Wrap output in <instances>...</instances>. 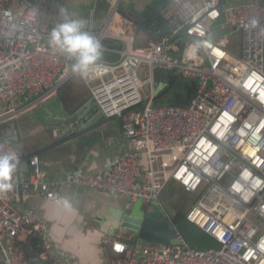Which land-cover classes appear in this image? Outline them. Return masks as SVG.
I'll return each instance as SVG.
<instances>
[{"label":"built area","instance_id":"built-area-1","mask_svg":"<svg viewBox=\"0 0 264 264\" xmlns=\"http://www.w3.org/2000/svg\"><path fill=\"white\" fill-rule=\"evenodd\" d=\"M101 1L105 14L88 30L102 40L104 55L114 58L103 57L105 70L81 80L102 114L120 119L130 150L119 153L111 167L75 181L113 197L159 206L164 189L176 196L194 194L185 218L220 243L199 250L180 236L179 243L168 245L113 239L103 263L264 264V3L170 0L161 11L168 32L136 47L135 26L123 13L127 0ZM55 2L0 0V124L48 101L74 77L68 71L71 61L47 43L53 23L61 20L59 14L48 16L64 0ZM216 25L239 31L238 54L225 49L224 38L212 40ZM197 40L204 47L189 58L185 50ZM157 70L193 80L188 104H154ZM9 149L29 162V170L16 171L13 189L0 194V246L6 263L29 264L21 244L28 232L37 237L38 258L68 264L48 241L42 218L13 207L26 192L58 201L65 182L44 177L36 155L1 139L0 151ZM67 177L74 180L72 174Z\"/></svg>","mask_w":264,"mask_h":264},{"label":"crops","instance_id":"crops-1","mask_svg":"<svg viewBox=\"0 0 264 264\" xmlns=\"http://www.w3.org/2000/svg\"><path fill=\"white\" fill-rule=\"evenodd\" d=\"M60 1L56 0L55 5ZM76 1H85V4L79 6ZM168 1L170 0L126 1L125 10L135 26V44L149 36L143 33H147L142 28L143 22L155 10L163 8ZM253 1L264 3V0ZM62 7L71 14L87 19L88 28L97 26L105 14V5L101 0H64ZM57 9L50 11L48 16H58ZM57 22L59 21L53 24ZM211 38L218 40L214 35ZM220 38L226 40L224 47L228 52L239 53L238 30L231 27L224 37L219 34ZM155 40L156 37L151 35V40L148 41ZM143 70L144 67L142 72ZM74 98L77 101L79 99L78 106L71 103ZM90 98L91 93L87 86L74 76L58 88L57 93L48 101L19 116L7 126L0 127V140L7 137L22 146L29 156L36 155L41 166L43 165L44 177L65 182L58 201H49L41 195L26 192L13 201V207L18 212L37 214L42 218L47 225L48 241L68 264H104L103 257L109 245L107 242L113 239L126 242L127 236L119 227V218L122 213L129 212L134 203L122 196L113 197L99 189L81 186L75 181L111 167L119 153L130 150L129 143L121 134L120 119L106 118ZM186 99L187 97L184 100ZM58 117L63 118L57 119ZM45 119L50 122L44 123ZM52 122L57 129L43 132V126ZM78 131L83 135L74 140V133ZM51 146L56 148L42 161V155ZM58 164L63 167L61 170H56ZM20 166L17 172H28L29 162L27 167L23 162ZM67 173L72 174L74 180L69 181ZM32 236L28 232L22 234L21 244L28 243L37 252L31 246ZM0 264H7L2 246Z\"/></svg>","mask_w":264,"mask_h":264},{"label":"water","instance_id":"water-1","mask_svg":"<svg viewBox=\"0 0 264 264\" xmlns=\"http://www.w3.org/2000/svg\"><path fill=\"white\" fill-rule=\"evenodd\" d=\"M113 44L118 45L116 43ZM176 45H181V39L177 40ZM166 51L172 54L178 53V49L171 50V48H167ZM103 57L112 59L114 58V55H104ZM166 85L167 83L158 81L157 87L154 91L155 100L157 99L160 91H162ZM193 96L194 93L191 91L187 97V100H191ZM90 100L98 109L94 100L92 98H90ZM47 109L48 107L45 108L46 111ZM100 113L102 114L101 111ZM61 118L63 117H58L57 119ZM49 122L50 120L45 119L44 123ZM53 122L46 126H43V132L57 129V126L53 125ZM79 135L82 136L83 134L79 131L77 133H74V140H76ZM67 141L69 142V140ZM54 148H56V146H51L50 148L45 150V154L42 155V161L44 157L50 154L51 150ZM23 163L27 167L28 161ZM20 167L21 166L19 165L18 169ZM61 168L63 167L59 164L56 166V170H61ZM41 169L43 170V165L41 166ZM119 227L127 236L126 242L130 244H177L180 241V236L191 248L206 250L220 247V243L216 239L204 232L195 224L188 221L185 218L184 214L179 213L173 219H169V217L164 214L163 209L159 205L148 204L147 206V204L143 203L140 198L134 201L129 212L121 214L119 218ZM30 242L32 248H35L37 237L32 236L30 238Z\"/></svg>","mask_w":264,"mask_h":264},{"label":"clouds","instance_id":"clouds-1","mask_svg":"<svg viewBox=\"0 0 264 264\" xmlns=\"http://www.w3.org/2000/svg\"><path fill=\"white\" fill-rule=\"evenodd\" d=\"M59 15L61 20L48 33V46L71 61L68 69L71 75L82 80L99 76L105 70L102 40L88 30L87 19L69 13L64 7L59 8ZM203 47L204 42L197 40L188 45L185 53L191 58ZM20 162V155L15 149L0 151V194L13 189L12 179Z\"/></svg>","mask_w":264,"mask_h":264},{"label":"rangeland","instance_id":"rangeland-1","mask_svg":"<svg viewBox=\"0 0 264 264\" xmlns=\"http://www.w3.org/2000/svg\"><path fill=\"white\" fill-rule=\"evenodd\" d=\"M77 2V1H76ZM78 5H84L85 1H78ZM231 29V28H229ZM228 28H222L221 26H217L214 28V36L219 39V34L220 37H224L226 35ZM138 32H141L140 30ZM144 34H148L143 32ZM149 36H145L144 41L137 42L135 44L136 47L137 45H142L146 40H151V35L148 34ZM218 41V40H216ZM172 74L167 71H159V77L163 80H167L169 77L170 79L172 78ZM141 80H145L146 74L142 73L140 75ZM176 78V77H175ZM193 80L192 79H183L181 77L176 78L175 81L171 84V86L168 88L167 93L165 96L159 97L154 104H172V103H179L181 105H186L188 104V100H184L186 97H188V86L192 84ZM166 83V82H165ZM148 88V85L145 86ZM194 194H180L176 196L173 192L169 190H162L159 194V202L160 206L169 214L170 218L173 219L177 214H185L191 203L195 199ZM148 206V205H147Z\"/></svg>","mask_w":264,"mask_h":264},{"label":"trees","instance_id":"trees-1","mask_svg":"<svg viewBox=\"0 0 264 264\" xmlns=\"http://www.w3.org/2000/svg\"><path fill=\"white\" fill-rule=\"evenodd\" d=\"M166 3V2H165ZM164 7V6H163ZM161 11H162V8L161 9H157L155 10L144 22H143V26L142 28L150 35H154V37H156V39L161 36L162 34H165L168 32V29H169V25L167 24V22L162 18V15H161ZM124 15H127V11L124 10ZM159 71L160 70H157L155 73H154V76L156 78V80L158 81H163V82H166L167 85L165 86V88L160 91V93L158 94V97H162V96H165V94L167 93V90L168 88L171 86V84L173 83V81L176 80V78L179 79L178 76H172V78L170 79L169 77L167 78V80L165 79H161L159 77ZM176 77V78H175ZM192 91V84L190 86H188V95L189 93ZM73 104H75L76 106L79 105L80 101L78 99L77 101V98H74L72 100ZM77 101V102H76ZM163 104V103H162ZM12 122V121H10ZM10 122H7V123H4V124H0V127L2 126H7V124H9ZM22 247L24 248V251H25V254L27 257L30 258V261H29V264H51L41 258H38L37 257V252L32 250L30 245L28 243L26 244H22Z\"/></svg>","mask_w":264,"mask_h":264}]
</instances>
